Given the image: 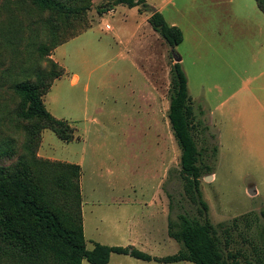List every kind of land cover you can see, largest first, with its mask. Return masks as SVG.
I'll list each match as a JSON object with an SVG mask.
<instances>
[{
  "label": "rangeland",
  "instance_id": "374dc122",
  "mask_svg": "<svg viewBox=\"0 0 264 264\" xmlns=\"http://www.w3.org/2000/svg\"><path fill=\"white\" fill-rule=\"evenodd\" d=\"M110 1L93 0L91 10L84 17L71 19L72 24L67 23L63 29L67 34L80 30V35L44 58L38 52L39 47L51 42L58 21L48 13L26 9L14 35L5 46H0V150L14 153L8 163H15L20 154L30 156L33 143L30 150L28 144L39 133L41 140L36 152L39 157L51 161L82 160L79 159L82 144L66 143L51 129L39 130L35 123L24 122L17 114L19 99L12 85L27 78L36 79L38 70H52L53 61L64 68L65 73L60 77L64 78L62 84L52 90L60 78L53 82L44 101L56 118L70 122L76 129V140L87 142L81 161L84 168L82 201L89 203L86 210L92 202L118 201L128 204L127 217L128 214L134 217L150 212L153 202L156 203L159 207L156 217L148 221H155L156 237H153L157 243L150 246L139 243V249L152 256L173 255L183 249L180 242L169 236V221L177 223L181 214H187L202 222L207 217L216 227L225 251V243L229 241V250L240 251L253 262L258 257L264 258V218L261 214L264 210V171L257 170L248 176L245 171L248 163L231 160L232 155L225 150L219 154L220 146L213 131H204L208 121L202 122V115L195 111V137L201 151L199 164L211 170L209 174L205 170L200 179L203 199L209 206L207 216L200 212V205L185 191L181 149L168 118L171 70L176 63L174 53L159 35L139 57L132 34L127 30L134 18L129 17L124 24L119 12L104 17L98 13V8L108 6ZM154 1L160 3L162 0ZM1 23L0 20V29H3L5 26ZM106 24L114 30H107ZM119 29H123L120 47L109 42ZM117 52L130 56L134 64L117 57ZM74 74L80 76L81 82L71 88L68 83ZM190 79L194 95L198 85L195 74L191 73ZM85 114L95 118V125L86 121ZM251 187H255L257 195L249 193ZM111 258L109 264H164L130 255L115 254ZM83 264L90 263L84 260Z\"/></svg>",
  "mask_w": 264,
  "mask_h": 264
},
{
  "label": "trees",
  "instance_id": "16d2710c",
  "mask_svg": "<svg viewBox=\"0 0 264 264\" xmlns=\"http://www.w3.org/2000/svg\"><path fill=\"white\" fill-rule=\"evenodd\" d=\"M92 1L0 0V20L5 26V29H0V46H5L14 35L16 25L27 8L41 14L48 13L58 22L54 25L51 42L39 47L38 52L44 58L58 46L80 35V30L67 34L63 29L67 23L72 24L71 19L84 17L91 10ZM256 1L264 12V0ZM119 5L139 6L140 12L151 13L149 24L173 50L182 43V30L168 24L164 15L146 4L145 0H111L108 6L98 8V13L102 16ZM51 63L52 70H38L36 79L27 78L12 85L13 93L19 99L17 114L20 120L35 123L39 130L51 129L62 141L70 143L77 138L76 129L70 122L56 118L44 101L53 82L65 73L63 67L53 61ZM171 71L168 118L181 149L185 191L194 203L200 205V212L207 216L209 206L203 199L200 179L204 177L205 170L208 174L211 170L199 164L201 151L195 137V107L186 73L179 62L173 64ZM207 130L205 126L204 131ZM40 140L41 134L38 133L28 144L30 150L33 143L30 156L20 154L15 163H8L14 153L8 149L0 150V264H83L84 260L90 264H109L112 254L164 264H264L263 257L253 262L240 251L229 250V241L225 243V251L216 227L207 217L202 222L187 214H181L177 223L169 221V236L183 245L176 254L157 257L134 246L100 243H94L89 249L82 210V168L79 164L39 157L36 152ZM261 214L264 218V210Z\"/></svg>",
  "mask_w": 264,
  "mask_h": 264
},
{
  "label": "crops",
  "instance_id": "0c3cea01",
  "mask_svg": "<svg viewBox=\"0 0 264 264\" xmlns=\"http://www.w3.org/2000/svg\"><path fill=\"white\" fill-rule=\"evenodd\" d=\"M145 2L155 11L161 12L168 24L179 27L183 32L182 43L174 50L172 47L169 49L174 53L175 62L180 59L179 63L188 78L189 94L195 111L202 115V122L208 121L207 131H213L217 138L219 154L225 150L232 155L231 160L248 163L245 166L248 176L257 170L264 171V12L257 1ZM139 8L119 5L101 17L106 14L115 16L119 12V19L124 24L128 23L129 17L134 18L127 30L132 34L134 49L140 57L159 34L148 22L151 13H142ZM106 29L114 30L109 24H106ZM122 33L123 29H119L116 36L110 37L109 42L120 47ZM116 56L134 64L130 56H124V52H117ZM191 73L195 74V81L198 83L194 95L190 87ZM63 78L56 81L52 90L59 83L62 84ZM80 82V76L74 74L69 79L68 86L75 88ZM87 84L88 81L85 82L86 89ZM85 119L90 125L96 123L95 118H89L88 114H85ZM74 141L82 144L79 157L82 160L74 162L66 158L60 161L79 164L84 174L81 161L84 159L87 142L82 139ZM250 190L257 195L255 187L249 188ZM88 204L83 202L82 210L89 249L93 248L94 243L134 246L138 249L139 243L146 246L157 243L153 226L155 221H148L156 217V210H159L156 203L153 202L150 212L134 217L133 214H128L127 217L129 205L123 202H92L86 210Z\"/></svg>",
  "mask_w": 264,
  "mask_h": 264
},
{
  "label": "water",
  "instance_id": "95a60500",
  "mask_svg": "<svg viewBox=\"0 0 264 264\" xmlns=\"http://www.w3.org/2000/svg\"><path fill=\"white\" fill-rule=\"evenodd\" d=\"M176 61H177V62H179V61H180V59H177ZM249 193H250V194H252V195H254V194H255V192H254V191H252V190H250V191H249Z\"/></svg>",
  "mask_w": 264,
  "mask_h": 264
}]
</instances>
